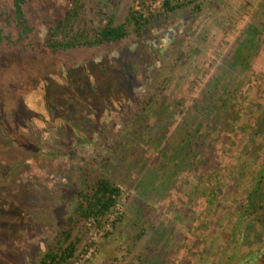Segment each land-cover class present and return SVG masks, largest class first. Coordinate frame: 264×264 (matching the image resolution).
Wrapping results in <instances>:
<instances>
[{"label":"rangeland","instance_id":"374dc122","mask_svg":"<svg viewBox=\"0 0 264 264\" xmlns=\"http://www.w3.org/2000/svg\"><path fill=\"white\" fill-rule=\"evenodd\" d=\"M72 1L31 0L26 18L33 32L18 40L11 0H0V264L38 263L72 211L77 190L85 186L83 170L105 171L104 157L111 159L106 174L121 189L109 222L123 218L116 228L109 222L85 223L87 231L69 264H168V257L169 264H264V224L254 220L264 211L253 217L244 210L264 203V130L250 138L264 113V45L259 44L264 42V0H196L200 13H165L163 0L147 1L144 8L141 0H122L116 24L133 5L145 16H160L144 32L117 43L52 52L43 40ZM113 1L91 0L89 24H104L96 12L108 13ZM251 26L255 37L246 39ZM140 48L146 63L139 64L136 78L115 64ZM192 78L200 95L207 91L202 82L215 88L213 122L200 121L190 101L159 146L160 110L149 107L154 121H148L140 112L141 100L154 95L162 111L165 104L172 110L182 100L183 83ZM46 89L48 100L59 107H49L50 120L34 129L32 120L19 119L21 104ZM71 98L65 113L63 104ZM161 101L165 104L158 105ZM93 108L95 120L86 112ZM199 121L201 143L190 159L183 142L186 124L195 127ZM226 122L231 131L223 128ZM137 125L141 130L131 139L128 131ZM146 128L150 136L141 143ZM118 140L129 149L122 164L116 159ZM210 146L216 148L214 156ZM141 228L146 231L136 241ZM155 236L166 240L157 254L158 243L151 244Z\"/></svg>","mask_w":264,"mask_h":264},{"label":"trees","instance_id":"16d2710c","mask_svg":"<svg viewBox=\"0 0 264 264\" xmlns=\"http://www.w3.org/2000/svg\"><path fill=\"white\" fill-rule=\"evenodd\" d=\"M31 0H11V9L13 14L15 15V22L17 26H19L18 31V40L23 39L24 37L30 35L33 32V28L29 25L28 19L26 18V6L30 3ZM91 0H73L70 8L68 9L67 13L60 18L55 25L51 26L43 40V47L52 51V52H58V51H65V50H71V49H78V48H98L104 45H110L114 44L120 41L125 40L130 36L132 33H141L144 32L149 25L151 24L152 20H154L156 17L160 16L158 13L153 14L150 17L144 15V8L146 6V2L150 0H141V6L142 8L136 9L135 6H131L127 14L124 18V21L120 24L115 23L116 19V11L118 9V6L121 4L122 0H114L111 2V8L108 13L103 12L102 10H99L97 15L100 18H105L106 22L104 24L94 26L90 23V20H88V14H89V7ZM196 3V0H163L162 7L164 12H174L177 10L182 9H188L191 12L200 13L201 8L199 5H194ZM194 5L195 7L190 8V5ZM256 30V27L251 26V29L248 30L246 39H253L255 35H252L250 37L249 31L252 33ZM255 33V32H254ZM1 32H0V40H1ZM7 38V37H6ZM255 40V39H254ZM249 41V40H248ZM257 43V42H256ZM261 46L264 45V42H259ZM264 47V46H263ZM141 51H143L142 48L139 49V52L134 54L132 57H128L126 61L123 62L120 60L115 65H118L121 69L127 71L128 75H134L136 78L141 73V70L138 68L139 64L140 66L144 65L145 62V56L139 54ZM153 53H157L155 50H152ZM141 59V62L139 63V60ZM235 61H231V65L235 66ZM218 68L221 66H217ZM234 70V68L232 69ZM136 80V79H135ZM210 81V79H209ZM187 82V81H186ZM192 80H190L187 83H183V97L181 98V102L178 101L176 104L177 109H172L168 111V105L165 104L164 101L158 102V105H164L165 109L162 111L161 108H159L157 105L153 103L154 95L151 97H148L146 99L141 100L140 105V112L144 113L146 112L149 119L152 118V115L149 114L147 109L150 107L152 108L157 107V109L160 110V121H161V129L156 132L155 138L156 142L161 144L164 143L166 140V137L169 132L173 129L175 126L178 115L181 114V112L184 113L187 108H185L188 102L192 101L194 110L195 108L198 110L197 113L200 115L201 120L205 121L206 124L213 122V107L214 103L211 97L214 96L215 88L211 86L210 82H202V89L207 88L206 94H203V91L200 90V93H197L195 90L196 85ZM46 85V83H45ZM46 88V87H45ZM44 88V90H45ZM48 90V89H46ZM48 91H43L41 94L36 95V97H30L26 100V98L23 100V104H21V114H19V119H22L24 121L30 122L32 120L33 127L36 128H44L45 122H48L50 120V114H48L49 107L51 108H57L59 105L56 101L48 100ZM212 95V96H210ZM42 96V99H39V97ZM47 100H46V98ZM107 97V96H106ZM116 96H114L115 98ZM158 97V96H157ZM110 99V97H108ZM74 99H65L67 105L63 104L65 108L63 109V112L67 113L70 107V103ZM199 100H203V104L199 106ZM154 104V105H153ZM111 105L114 106L113 100L111 102ZM191 107V106H189ZM68 108V109H67ZM48 109V110H47ZM87 113L95 120L98 119V111L97 109H92L91 111L86 110ZM142 116V115H141ZM138 115V117H141ZM144 116V115H143ZM142 121H146L147 117H143ZM153 119V118H152ZM151 119V120H152ZM163 120V121H162ZM154 121V119H153ZM200 121L198 122V125L193 127L192 124H186V133L187 136L183 139V142L185 141L187 143L186 148L188 150V154H191L190 159H194V153L199 147L198 142L200 139V136L202 132L200 127ZM36 125H35V124ZM38 123V124H37ZM258 128L257 130H253L252 135L250 138L252 139L254 134H257L261 130H264V113L259 118ZM151 127V126H150ZM194 128L190 131L189 129ZM223 128L227 131H231L233 128L232 125L228 124L226 122L223 125ZM130 129V128H129ZM8 130V128L6 129ZM141 130V126H138L135 129H130L128 132V135H130L131 139ZM10 131V130H9ZM109 136V133L107 134ZM150 136V130L145 129L142 130L140 142L141 143H147V138ZM222 142L224 143L227 140V137L220 136ZM104 140L108 143V139H104L103 135V142ZM239 141V139H237ZM252 143V140H251ZM119 146V147H118ZM118 150L116 152L119 154L116 156L117 163H124L125 158L127 157L128 147L126 146V143L122 140H118L117 144ZM211 150V156H214L216 152L215 146H210L209 148ZM242 149V148H241ZM178 153H180L182 150L180 148L177 149ZM187 150L185 152H187ZM119 151V152H118ZM186 154V153H185ZM184 154V155H185ZM193 155V156H192ZM262 159V164L264 166V157ZM109 157H104L102 167L105 169L103 172H99L95 175H92L90 170H83L84 179H85V186L84 188H81L77 190L75 202L73 209L70 213L67 214L65 217L64 223L62 224L53 244L47 248L45 253L40 257L37 264H69L72 259L75 258L78 252V249L80 248V245L82 243V235L87 231V228L85 227V223L88 221H92L96 223L97 227H102L106 222H109V217L112 213H115V207L119 202L120 196H121V189L119 186V183L114 180L112 176H108L106 174V170H108L111 167ZM110 162V163H109ZM208 165L204 162L205 169L208 168ZM211 167V166H210ZM212 168V167H211ZM210 168V169H211ZM208 170V169H207ZM206 171V170H203ZM210 171V170H208ZM213 171V169H211ZM262 171V170H261ZM264 173V172H263ZM263 173H260L263 175ZM198 184L203 182V175L199 174L197 177ZM214 186L212 185L210 188V192L214 190ZM198 192V188L196 190ZM253 193V192H252ZM252 193L249 197L252 198ZM264 195V193L262 194ZM253 200L248 198L247 201ZM264 202V200H262ZM247 207V208H246ZM245 207V213L248 216H256L264 211V203L260 204L258 209L252 210L248 209V206ZM243 210V211H244ZM187 215V214H186ZM123 217H116L112 218V220L109 222V224L116 228L118 223ZM255 223L259 225L264 224V216L263 217H254ZM253 220V221H254ZM205 223V222H203ZM198 230H201L200 225H197ZM155 229V235H159L161 233V229L157 227V225L154 227ZM146 230L143 228L140 229L138 234L135 236V240H139L145 233ZM171 231H168L170 233ZM166 232V234L168 235ZM109 234L107 233L106 236ZM175 236V235H174ZM173 236V239H174ZM179 237H177V240ZM164 239L163 236H155L152 239V243H158L156 248V254L160 252L164 245ZM132 247H129L126 252L130 253ZM155 254V255H156ZM139 259L141 256H137ZM170 257L167 259V263L169 264ZM127 264H134L132 262H129Z\"/></svg>","mask_w":264,"mask_h":264}]
</instances>
